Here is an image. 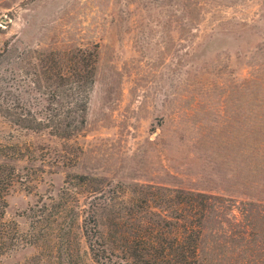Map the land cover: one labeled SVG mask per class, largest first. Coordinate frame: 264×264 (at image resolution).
Listing matches in <instances>:
<instances>
[{"label": "rangeland", "instance_id": "rangeland-1", "mask_svg": "<svg viewBox=\"0 0 264 264\" xmlns=\"http://www.w3.org/2000/svg\"><path fill=\"white\" fill-rule=\"evenodd\" d=\"M78 49V135L0 118V264L113 262L93 219L107 243L163 231L181 193L207 200L199 264H264V0H0V77Z\"/></svg>", "mask_w": 264, "mask_h": 264}, {"label": "trees", "instance_id": "trees-1", "mask_svg": "<svg viewBox=\"0 0 264 264\" xmlns=\"http://www.w3.org/2000/svg\"><path fill=\"white\" fill-rule=\"evenodd\" d=\"M27 64L25 71H10L0 77V118L18 131L72 139L86 125L96 51H50ZM181 197L176 224L171 228L165 225L163 231L148 228L131 238L123 233L107 243L104 235L96 233L97 222L93 219L94 232L90 229L84 233L89 249L97 244L98 252L117 253L115 260L109 259L107 264H199L207 200L199 194L181 193ZM31 237L35 242V236ZM110 244L114 249L108 247Z\"/></svg>", "mask_w": 264, "mask_h": 264}]
</instances>
